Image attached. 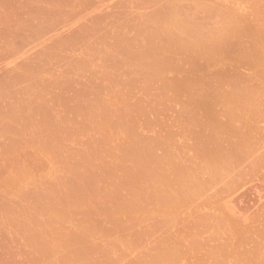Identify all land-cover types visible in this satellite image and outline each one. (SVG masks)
<instances>
[{"label":"rangeland","instance_id":"374dc122","mask_svg":"<svg viewBox=\"0 0 264 264\" xmlns=\"http://www.w3.org/2000/svg\"><path fill=\"white\" fill-rule=\"evenodd\" d=\"M59 2L0 0V264H264V0L126 3L76 54Z\"/></svg>","mask_w":264,"mask_h":264},{"label":"crops","instance_id":"0c3cea01","mask_svg":"<svg viewBox=\"0 0 264 264\" xmlns=\"http://www.w3.org/2000/svg\"><path fill=\"white\" fill-rule=\"evenodd\" d=\"M141 2L142 0H60L57 23L53 28L44 27L43 33L45 31L46 33L57 32L58 37L69 39L75 54L85 52L86 47L92 45L94 37L93 16L106 18L109 13L123 12L122 8L126 3H133L140 7ZM66 23H68L67 32ZM98 29H103V27Z\"/></svg>","mask_w":264,"mask_h":264}]
</instances>
